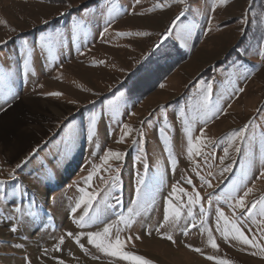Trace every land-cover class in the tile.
I'll return each instance as SVG.
<instances>
[{
	"label": "rangeland",
	"instance_id": "rangeland-1",
	"mask_svg": "<svg viewBox=\"0 0 264 264\" xmlns=\"http://www.w3.org/2000/svg\"><path fill=\"white\" fill-rule=\"evenodd\" d=\"M261 51L264 0H0V264H137L89 242L109 223L153 264H264V217L229 199L264 198ZM233 222L258 246L225 238Z\"/></svg>",
	"mask_w": 264,
	"mask_h": 264
},
{
	"label": "snow or ice",
	"instance_id": "snow-or-ice-1",
	"mask_svg": "<svg viewBox=\"0 0 264 264\" xmlns=\"http://www.w3.org/2000/svg\"><path fill=\"white\" fill-rule=\"evenodd\" d=\"M137 2H139V0H137ZM176 2L185 3V0H176ZM220 2L221 3H227V0H220ZM107 31H108V29H107V27H105L104 32H107ZM121 35H124V33H122ZM261 55L264 56V51H261ZM24 69L26 72L30 71V62L27 59L24 61ZM208 87H209V90H211V85H209ZM49 95L59 96V95H61V93H50ZM124 127L128 128V125H124ZM245 132H246V129H241L238 132H234L232 134V143L234 144L237 139H241V140L245 139ZM95 135H96V123H95V120L93 119L91 126L88 128V138L92 139ZM201 137H203V132H201ZM122 140H123V136L121 137V141ZM188 143H189L188 153L191 156L192 151H193V140H192L191 133H189ZM235 150L237 152L240 151V149L238 147ZM225 154L226 155L228 154L227 149H225ZM123 156H124V153L113 152L112 150L109 149L107 151V154L104 156L103 159L105 162H107L108 159L111 157H115L117 160H119ZM116 171H119V169L117 168ZM223 171L224 172L230 171V167H225L223 169ZM261 175L264 176V172H261ZM88 179L90 180L91 176H89ZM4 183H6V182L0 181V184H4ZM139 183L141 185H143L144 182H143V180H141ZM187 183L191 184L192 183L191 179H189L187 181ZM136 191H137V195L139 196L141 191H142V188L138 187ZM173 191L175 192L176 189L174 188ZM181 191H183V190L181 189ZM251 191H252V189L249 188L246 192H244L243 196L237 197L235 195V190H234L233 194H231L229 199L236 201L235 205H230V207H233L234 209L239 208L241 210H244L241 212L240 217H238L237 219L242 220V219H244L245 216H247L253 223H255L256 222L255 218L257 216L264 217V198H261L260 200H257L256 202H253L250 205H246L245 197H247ZM85 197H87V203L89 205H91L92 200L95 199V196L93 194H90L87 192H85ZM116 199H117V202H119V198L117 197ZM199 199H200L199 193H196L195 197H192V196L189 197V204H194ZM170 203H171V201H170ZM19 210L20 209L18 208L17 211H19ZM174 215L176 217H179L180 213L178 211H175ZM219 215L221 217H223L224 216L223 211H220ZM81 219H83V217ZM121 219H124V218L121 217ZM164 220L166 223L169 221V215L167 213L164 217ZM225 220L227 222V218H225ZM129 223H131V221L125 220L126 225ZM172 223H175V220H173ZM260 223H264V220L260 221ZM81 226H83V225H81ZM112 227H113V225L111 223H109L103 228L102 232H90V233H88L89 242L94 244L95 247H97L98 249H100L101 251L105 252L108 255L118 256V257L125 259V260L137 262V264H153V262L151 260H148L147 258H145L143 256L134 255L132 253L124 251V248L126 246V241L121 240L118 235L114 240L110 239L109 237H110ZM15 230L16 229H14V228L12 229V231H15ZM68 235L71 236L72 233H68ZM222 235H224L225 238H227L228 235H232L234 239L240 240L244 244H249L253 247L258 246L254 242V240H250L245 235V233L242 231V229L235 222L232 223L230 229L226 228L222 232ZM131 239H132L131 237H128V240H131ZM137 239H139V237H137ZM166 239L172 240V237L167 236ZM209 243L211 244V246L213 248H218V245L216 244L215 240L212 238L211 231H209ZM17 247H20V245H17ZM195 251H200V249H195ZM207 258L210 260L215 259V257H211V256H209ZM61 264H62V262H61ZM218 264H231V262L227 261V260H220V261H218Z\"/></svg>",
	"mask_w": 264,
	"mask_h": 264
},
{
	"label": "trees",
	"instance_id": "trees-1",
	"mask_svg": "<svg viewBox=\"0 0 264 264\" xmlns=\"http://www.w3.org/2000/svg\"><path fill=\"white\" fill-rule=\"evenodd\" d=\"M181 60H182L181 58L172 57V60H170V62H167L165 64H162V63L157 64L152 71H149L150 73H148V77H149V74L150 75H154V76L158 75L157 76L158 77V81H163L169 75L171 69L175 68L179 64V62ZM151 79H153V78H151ZM135 81L136 80H134V82ZM154 89H155V87L152 85V87L150 86L147 89L138 90L137 94H134V90H132L131 91L132 96H131L130 99L144 98L147 94L152 92Z\"/></svg>",
	"mask_w": 264,
	"mask_h": 264
},
{
	"label": "bare ground",
	"instance_id": "bare-ground-1",
	"mask_svg": "<svg viewBox=\"0 0 264 264\" xmlns=\"http://www.w3.org/2000/svg\"><path fill=\"white\" fill-rule=\"evenodd\" d=\"M146 249L150 250V251H153V252H158L160 253L161 255H163V257L168 260L169 258L168 257H171V258H174V259H178L180 260L182 257H181V254L180 253H176V252H173V250L171 248H167L165 247L164 245H162L161 243L157 242V241H147L146 243H144ZM205 264L204 262H194V264Z\"/></svg>",
	"mask_w": 264,
	"mask_h": 264
}]
</instances>
